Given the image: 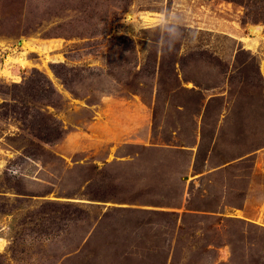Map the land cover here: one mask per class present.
<instances>
[{
	"label": "rangeland",
	"instance_id": "1",
	"mask_svg": "<svg viewBox=\"0 0 264 264\" xmlns=\"http://www.w3.org/2000/svg\"><path fill=\"white\" fill-rule=\"evenodd\" d=\"M0 264H264V0H0Z\"/></svg>",
	"mask_w": 264,
	"mask_h": 264
},
{
	"label": "clouds",
	"instance_id": "2",
	"mask_svg": "<svg viewBox=\"0 0 264 264\" xmlns=\"http://www.w3.org/2000/svg\"><path fill=\"white\" fill-rule=\"evenodd\" d=\"M7 244L6 240L0 239V250L3 249V247Z\"/></svg>",
	"mask_w": 264,
	"mask_h": 264
}]
</instances>
